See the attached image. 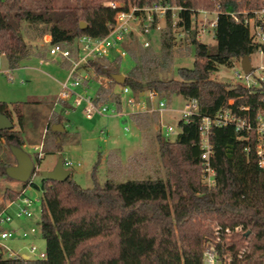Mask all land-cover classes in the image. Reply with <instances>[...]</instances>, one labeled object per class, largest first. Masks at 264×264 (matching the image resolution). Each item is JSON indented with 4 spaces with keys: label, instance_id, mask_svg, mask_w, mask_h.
Here are the masks:
<instances>
[{
    "label": "trees",
    "instance_id": "1",
    "mask_svg": "<svg viewBox=\"0 0 264 264\" xmlns=\"http://www.w3.org/2000/svg\"><path fill=\"white\" fill-rule=\"evenodd\" d=\"M112 1L124 3V8L160 4L180 10L176 23L173 11L167 10L165 25L158 31L159 49L153 43L145 47L133 35L122 43L132 62L124 72V84L104 70L121 73L125 58L116 55L89 62L95 74L110 78L97 88L96 100L115 104L120 110L122 96L116 87L127 86L134 96L152 90L166 101L175 96L197 100L200 116L191 123L180 120L181 130L174 141L161 130L155 133L166 178L108 179L85 188L70 176L64 182L47 178L41 184L24 182L21 191L6 189L4 197L9 200L22 196L26 186L42 191L40 226L46 249L45 258L1 254L0 264H214L204 259L206 243L212 244L219 264H264V169L256 155L255 130L257 117L264 118V85L249 88L241 80L226 82L213 77L222 65L232 67L244 56L264 52V43L254 40L245 22L256 16L264 32V0H73L69 4L0 0V52L10 69H16L33 53L46 57L48 47L44 50L38 42L49 35V44H62L75 55L76 38H103L109 33L118 11ZM204 10L218 12L215 44L201 42L194 24ZM81 22H86L85 30H81ZM177 29L184 35L185 53L194 54V63L179 66L175 76L176 58L182 56L176 48ZM62 65L67 69L70 63L63 61ZM53 108L42 144V151L48 153L62 150L64 143L79 141L77 132L74 137L66 129L52 131V124L65 126L63 120L67 119ZM225 110L250 120L253 130L237 131L234 124L212 128L210 164L215 176L214 184L208 185L200 146L201 117ZM0 112L11 119L16 113L23 122L21 111L6 102L0 101ZM130 117L144 132L151 130L157 118L147 112ZM21 132L14 127L2 130L0 140L7 146L22 147ZM13 164V157L9 162L2 159L0 177L9 178L5 168Z\"/></svg>",
    "mask_w": 264,
    "mask_h": 264
},
{
    "label": "rangeland",
    "instance_id": "2",
    "mask_svg": "<svg viewBox=\"0 0 264 264\" xmlns=\"http://www.w3.org/2000/svg\"><path fill=\"white\" fill-rule=\"evenodd\" d=\"M57 1L59 4H69L73 0ZM217 15V11L204 10L196 16L194 24L199 31L201 42L216 43L215 24ZM160 25L164 27L165 19L160 21ZM250 30L252 33L253 27ZM153 36L154 48L159 49V33L155 32ZM183 36L181 29H178L176 48L179 53H182V56L178 54L179 56L176 58L173 69L175 76H177L179 66L191 67L194 63V54L188 56L184 51V43L181 42ZM142 38L143 36L138 37L139 40ZM48 40L49 35H46L38 44L46 50L49 45ZM124 58L125 62L121 69L123 74L132 65L128 58ZM250 59L253 67L252 77L264 74L262 69L264 52L257 51L251 55ZM240 69V61L232 67L222 65L213 77L226 82L237 80L235 71ZM95 76L103 84L108 83L104 75L95 74ZM66 77L67 70L63 67L62 61L54 60L49 53L46 54V57H39L33 53L24 59L18 68L10 69L6 56L0 52V101L6 102L12 109L17 107L21 111L23 122L20 123L16 113L12 115V120L14 128L22 130L21 135L25 140L22 148L31 155L35 164L38 165L37 175L34 177L35 183H42L41 172L52 170L59 155L63 157L64 162H73V166H66V168L72 170L71 178L85 188L92 187L95 183H104L108 179L124 182L133 179L166 178L165 170L161 165L155 133L162 130L164 135L165 128L170 126L173 131L168 135L169 139L174 141L177 138L181 130L179 122L182 114L180 111L185 104V99L182 96H175L172 100H168V109L161 113L158 111L147 112L151 115L155 114L157 117L149 132L140 130L133 123L130 117L133 108L124 105L123 102L120 109H123V114L105 113L96 114L92 117H87L84 113L85 102L74 108L70 107L67 113H65V106L59 103L55 110L68 119L63 121L69 136L78 135L79 141L64 143L62 150L55 153L43 152V157L38 161L39 149L46 134V122L54 102L60 94L61 83L65 81ZM98 87L99 82L93 80L90 82V86L86 88V92L81 86L76 88V91L82 94L95 95ZM116 90L120 92L122 89L117 86ZM144 100L147 101V98ZM158 102L159 100L156 98L151 105L156 108ZM75 132L78 134L75 135ZM35 146L38 148L35 149ZM113 151L116 152V155L111 154L109 156L108 154ZM0 155L4 162H9L13 157L10 146H7L3 139L0 140ZM8 188L21 191L24 188V182L0 177V211L13 201L4 197V192ZM22 195L35 200L30 207L32 217H16L9 228L22 230L34 227L36 232L28 237L17 235L14 238L3 240V243L12 251H19L20 253H30L28 247L35 244L37 252L30 253V255L32 258H39L40 253H45L46 249L40 226L42 191L33 186H26ZM18 202L19 200L9 207L8 211L13 213ZM206 245L212 246L211 243H206ZM7 252L5 249L3 254L5 257Z\"/></svg>",
    "mask_w": 264,
    "mask_h": 264
},
{
    "label": "built area",
    "instance_id": "3",
    "mask_svg": "<svg viewBox=\"0 0 264 264\" xmlns=\"http://www.w3.org/2000/svg\"><path fill=\"white\" fill-rule=\"evenodd\" d=\"M111 6L113 8H118L115 15L114 22L110 25L109 33L103 38H97L89 35H82L75 40L76 53L62 44H49L48 53L53 57L54 60L59 59L62 62L68 61L70 63L69 68H67V77L63 83H61V91L54 102V110L57 104L62 103L65 106V113H67L69 108H74L79 106L82 102H85L84 113L87 117H92L96 114H123V109L119 110L115 104L98 101L96 100V95L82 94L76 91V88L83 87L85 92L87 91V84L92 81L99 82V85H106L99 78H95L94 69L88 66L91 60L97 58L109 57L112 58L116 55L121 57L127 56V51L122 47V43L133 35L138 39V37L143 36L140 42L145 46L149 47L153 43V35L158 32L161 28L160 21L166 18L167 10L171 9L175 17L174 23L177 22V12L180 7H170L160 4H153L150 6L139 7L134 4H129L128 8H124L125 4L118 1H112ZM264 10H261L263 13ZM257 14V13H256ZM237 19V17L235 16ZM245 22L251 27H253V38L255 41L264 43V32L262 30L261 23L255 16L250 19H246ZM178 29L176 30L177 34ZM50 39V38H49ZM49 43V40H48ZM262 52V51H261ZM264 70V66L262 68ZM253 71V70H252ZM235 76L237 80L243 81L249 88L262 87L264 85V74L258 77H252L251 73H244L242 68L235 71ZM107 81L109 77L105 76ZM122 102L124 105L131 106L133 111L130 115L142 112H163L168 109V104L165 99H160L156 92L152 90H147L140 92L137 96H134L131 89L127 86L121 87ZM147 98V101L144 100ZM158 99V105L154 108L151 104L154 99ZM71 102V104H70ZM68 104V105H66ZM182 114L181 120L184 123H191L195 117L200 116L199 104L197 100H185L183 109L180 111ZM228 124H234L237 131L253 130V126L250 120L236 117L230 111L225 110L218 112L213 116H202L200 122V146L202 149V158L205 164V182L208 185L214 184L215 172L210 164V159L212 155V145L210 142V135L212 128L214 126H225ZM128 129V128H127ZM258 136V142L256 145V155L258 157V163L261 168L264 169V118L262 116L257 117V125L255 127ZM173 131V128L168 126L165 128L164 136L169 138L168 135ZM162 132V130H161ZM38 146H35L37 149ZM249 150V149H248ZM38 157H43L42 146L39 149ZM73 166L72 161L64 162V167ZM38 165L34 168L32 175L28 182L34 181V177L37 175ZM17 207L13 213L8 211V208L16 204ZM17 200L11 201L8 206L0 211V249L1 254H4L5 249L8 251L7 256L9 258L18 257H28L25 259L32 258L31 254L37 252V247L35 244H31L28 249L30 253H20L19 251H12L8 246H5L3 240L8 238H14L17 235L21 237H28L36 232V229H24L22 231H17L14 228H9L14 221V218H30L32 217V211L30 207L35 202L30 198L22 195L18 197ZM39 201V199H37ZM227 231H229L227 229ZM39 258H45V253L41 252ZM204 259L206 262L219 264V259L215 251L211 246H207L204 253Z\"/></svg>",
    "mask_w": 264,
    "mask_h": 264
},
{
    "label": "water",
    "instance_id": "4",
    "mask_svg": "<svg viewBox=\"0 0 264 264\" xmlns=\"http://www.w3.org/2000/svg\"><path fill=\"white\" fill-rule=\"evenodd\" d=\"M80 28L81 30H85L87 28L86 22H81ZM240 64L244 73L248 74L252 72L253 67L249 56L242 57ZM104 73L108 74L109 77H111L118 84H124L126 82V76L123 73H111L108 72V70H104ZM13 127V120L4 113L0 112V131L11 129ZM51 129L55 132H63L65 131V126L62 123H54L52 124ZM57 141H60L59 137L57 138ZM9 146L11 153L16 160V164L9 165L5 168L6 175L13 180L28 182L37 164H35L31 155L21 146L15 144H10ZM59 151H61V149H59ZM1 160L2 157L0 155V162ZM41 174L43 178H47L48 180L64 182L71 176L72 170L64 167V159L61 155H59L57 163L53 169L42 171ZM1 253L0 249V255Z\"/></svg>",
    "mask_w": 264,
    "mask_h": 264
},
{
    "label": "crops",
    "instance_id": "5",
    "mask_svg": "<svg viewBox=\"0 0 264 264\" xmlns=\"http://www.w3.org/2000/svg\"><path fill=\"white\" fill-rule=\"evenodd\" d=\"M50 38V37H49ZM120 87V86H119ZM42 145V144H41ZM15 230H17V231H22V230H24V229H22V230H19V228H14Z\"/></svg>",
    "mask_w": 264,
    "mask_h": 264
},
{
    "label": "flooded vegetation",
    "instance_id": "6",
    "mask_svg": "<svg viewBox=\"0 0 264 264\" xmlns=\"http://www.w3.org/2000/svg\"><path fill=\"white\" fill-rule=\"evenodd\" d=\"M13 158H14V156H13ZM14 164H16V160H15V158H14ZM14 164H13V165H14Z\"/></svg>",
    "mask_w": 264,
    "mask_h": 264
}]
</instances>
